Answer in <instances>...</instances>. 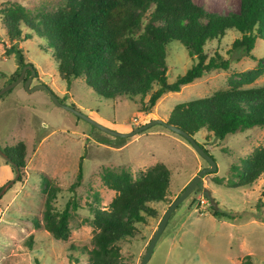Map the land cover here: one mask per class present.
<instances>
[{"label": "rangeland", "instance_id": "1", "mask_svg": "<svg viewBox=\"0 0 264 264\" xmlns=\"http://www.w3.org/2000/svg\"><path fill=\"white\" fill-rule=\"evenodd\" d=\"M13 2L37 12L52 10L66 0H0V9ZM194 2L218 13L238 11L239 7V0ZM1 27L0 11V38L6 45L0 48V90L26 66L23 78L29 76L31 69L34 74L28 87L22 78L0 96V148L20 141L25 145V167L18 175L14 166L0 156V189L17 175L0 196V264H87L86 250L93 247L96 231L90 204L107 209L115 195L114 190L104 185L103 172L125 170L137 179L150 166L163 163L171 173L165 200L149 201L146 206L153 214H144L143 221L135 224L134 235L118 242L123 262L140 264L168 206L209 163L185 137L160 123L130 137L118 138L54 104L46 89H28L45 84L62 104L114 130L130 132L152 119L166 121L178 103L227 89L230 78L255 68L259 58L264 60V38H257L250 55L229 51L241 35L235 29L208 40L204 46L207 56L218 53L229 60V67L212 69L177 92H165L150 112L143 113L126 96L98 95L84 77H60L53 49L41 37L32 35L16 41L24 58V65H20L19 54L9 49L14 41H8ZM166 62V77L171 83L195 59L180 42L171 40L166 45ZM263 85L264 72L244 87ZM137 102L140 106L139 99ZM193 137L212 156L217 168L203 175L192 192L173 209L147 264H244L247 260L250 264H264V173L250 186H230V166L240 164V158L264 145V126L238 130L222 140L205 129ZM80 168L81 178L74 184ZM42 174L60 189L53 201L55 213L62 212L67 203H76L75 208L69 207L66 239L56 238L33 223L34 219L42 220L47 197ZM205 187L211 191L216 209L229 213L231 218L213 215L203 195Z\"/></svg>", "mask_w": 264, "mask_h": 264}, {"label": "trees", "instance_id": "2", "mask_svg": "<svg viewBox=\"0 0 264 264\" xmlns=\"http://www.w3.org/2000/svg\"><path fill=\"white\" fill-rule=\"evenodd\" d=\"M0 11L1 30L8 41H14L9 49L19 54L20 65H24V58L16 41L32 35L41 37L53 49L60 77H84L98 95L126 96L143 113L150 112L165 92H177L212 69L229 67V60L220 54L207 56L204 46L208 40L235 29L241 35L229 51L250 55L257 38H264V0H239L238 11L227 13L205 10L194 0H66L52 10L37 12L13 2ZM23 29L26 31L22 35ZM171 40L180 42L195 63L170 83L166 77V45ZM5 47L0 38V48ZM263 72L264 60L259 58L255 68L230 78L227 89L176 104L166 122L192 136L205 129L219 140L238 130L264 126V85L244 87ZM2 150L15 169L23 170V142ZM230 169L231 187L250 186L264 173V145ZM79 170L74 184L81 178ZM101 178L115 195L107 209L90 204L96 231L93 247L86 250L87 264H125L118 242L134 235L135 224L143 221L144 214H153L146 206L149 201L165 200L171 173L165 164L155 163L137 179L125 170H106ZM41 183L47 197L42 220L34 219L33 223L56 238L66 239L69 207L75 208L76 203H67L62 212L55 213L53 201L60 189L44 174ZM212 209L214 216H231ZM31 243L30 236L28 245ZM244 264H250V260Z\"/></svg>", "mask_w": 264, "mask_h": 264}, {"label": "water", "instance_id": "3", "mask_svg": "<svg viewBox=\"0 0 264 264\" xmlns=\"http://www.w3.org/2000/svg\"><path fill=\"white\" fill-rule=\"evenodd\" d=\"M28 67V66H26ZM26 67H24L21 71V73L19 74V76L14 80L12 81L11 83H9L7 86H5L4 88H2L0 90V96L6 92L7 90L11 89L12 87H14L16 84H18L20 81H22V78L25 74V70H26ZM33 74H34V70L31 69V73L30 75L27 77L26 79V84L25 86L28 87L31 80L33 79ZM34 89H46L51 100L54 102V104L60 106V107H63L65 108L66 110L68 111H71L73 112L74 114L78 115L79 117L85 119L86 121L90 122L92 125H94L96 128H98L99 130L107 133V134H110L112 136H115V137H118V138H126V137H130L132 135H135L137 134L138 132H141L142 130H145L147 129L148 127L154 125V124H157V123H160L162 125H164L165 127H167L168 129H170L171 131L177 133V134H180L182 135L183 137H185L189 142L190 144L192 145L193 149L201 156L203 157L208 163H209V166L205 167V168H202L200 169L193 177L192 179L189 181V183L185 186V188L183 189V191L175 198V200L168 206L166 212L163 214L160 222H159V225H158V228L157 230L155 231L153 237L151 238V240L149 241V244L147 246V249L142 257V260H141V263L140 264H147L151 254H152V251H153V248L159 238V236L161 235L166 223H167V220L171 214V212L173 211V209L179 204L181 203L191 192L192 190L194 189V187L196 186V184L198 183V181L201 179V177L207 173H210V172H214L217 168V165H216V162L214 161V159L212 158V156L206 152L204 150L203 147H201L198 142L195 141L194 137L192 135H189L187 134L184 130H182L181 128H178L177 126L173 125V124H170L162 119H152L140 126H138L137 128H135L134 130L130 131V132H122V131H117V130H114L104 124H101L99 122H97L96 120H94L93 118H91L90 116L82 113L80 110L74 108V107H71V106H68V105H64L62 104L58 98L56 97L55 94H53L50 89L47 87V85L45 84H37V85H34L33 87L29 88L28 90L31 91V90H34ZM0 156L2 158H4L5 160H7L8 162L11 163L10 159L8 158V156L3 152V150L0 148ZM16 171H17V175L19 173V171L17 170V167H16ZM17 175L15 176L14 179L17 178ZM13 180L9 181L8 183H6L1 189H0V196L3 194V192L5 191V189L7 188V186L12 183ZM203 195L207 198V200L209 201V204L212 208L216 209L217 208V204L214 200V198L212 197L211 195V191L208 189V188H204L203 190Z\"/></svg>", "mask_w": 264, "mask_h": 264}, {"label": "flooded vegetation", "instance_id": "4", "mask_svg": "<svg viewBox=\"0 0 264 264\" xmlns=\"http://www.w3.org/2000/svg\"><path fill=\"white\" fill-rule=\"evenodd\" d=\"M26 79H27V78H26ZM26 79L23 78V80H26Z\"/></svg>", "mask_w": 264, "mask_h": 264}]
</instances>
